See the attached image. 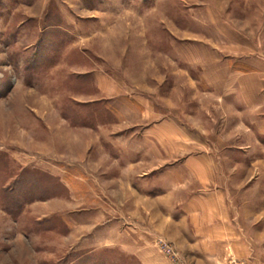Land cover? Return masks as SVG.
Returning a JSON list of instances; mask_svg holds the SVG:
<instances>
[{"label":"rangeland","instance_id":"obj_1","mask_svg":"<svg viewBox=\"0 0 264 264\" xmlns=\"http://www.w3.org/2000/svg\"><path fill=\"white\" fill-rule=\"evenodd\" d=\"M239 145H264V0H0V264H141L117 160Z\"/></svg>","mask_w":264,"mask_h":264},{"label":"crops","instance_id":"obj_2","mask_svg":"<svg viewBox=\"0 0 264 264\" xmlns=\"http://www.w3.org/2000/svg\"><path fill=\"white\" fill-rule=\"evenodd\" d=\"M256 146L255 158L239 145V157L227 160L210 152L160 157L158 164L150 157L117 160L125 167L115 179L128 191L133 217L126 241L115 228V248L141 264H225L230 256L264 264V145ZM139 162L142 170L134 168ZM157 238L173 245L176 259L157 249Z\"/></svg>","mask_w":264,"mask_h":264},{"label":"built area","instance_id":"obj_3","mask_svg":"<svg viewBox=\"0 0 264 264\" xmlns=\"http://www.w3.org/2000/svg\"><path fill=\"white\" fill-rule=\"evenodd\" d=\"M159 250L167 257L171 258V259H176V252L175 250L170 246V245H166L163 243H159L158 245ZM227 264H249L248 261H239L237 259H233L231 258L230 261H228Z\"/></svg>","mask_w":264,"mask_h":264}]
</instances>
